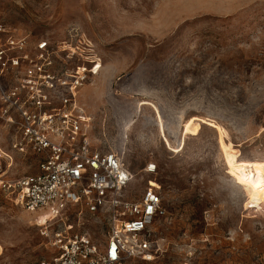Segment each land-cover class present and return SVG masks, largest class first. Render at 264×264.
Wrapping results in <instances>:
<instances>
[{
	"label": "rangeland",
	"instance_id": "obj_1",
	"mask_svg": "<svg viewBox=\"0 0 264 264\" xmlns=\"http://www.w3.org/2000/svg\"><path fill=\"white\" fill-rule=\"evenodd\" d=\"M0 29L3 43L82 39L98 55L78 95L89 137L133 173L126 200L152 180L167 211L141 264H264V0H0ZM13 139L0 121L7 177L35 174L38 158ZM44 215L0 191V264L56 254ZM67 222L107 245L104 215L70 208Z\"/></svg>",
	"mask_w": 264,
	"mask_h": 264
},
{
	"label": "built area",
	"instance_id": "obj_2",
	"mask_svg": "<svg viewBox=\"0 0 264 264\" xmlns=\"http://www.w3.org/2000/svg\"><path fill=\"white\" fill-rule=\"evenodd\" d=\"M82 43L0 41V121L13 131V150L38 158L35 174L15 179L0 163V191L28 212H45L40 234L56 254L30 264L152 262L159 252L152 228L167 215L160 188L151 180L140 198L126 200L133 173L122 156L93 145L78 95L101 63L96 53L84 55ZM73 60L80 64L69 67ZM156 170L146 168L150 175ZM70 208L106 217V246L73 231ZM53 225L59 228L52 232Z\"/></svg>",
	"mask_w": 264,
	"mask_h": 264
},
{
	"label": "snow or ice",
	"instance_id": "obj_3",
	"mask_svg": "<svg viewBox=\"0 0 264 264\" xmlns=\"http://www.w3.org/2000/svg\"><path fill=\"white\" fill-rule=\"evenodd\" d=\"M260 167H264V165H260ZM121 179H123V177H121ZM149 211H151V209H149Z\"/></svg>",
	"mask_w": 264,
	"mask_h": 264
},
{
	"label": "bare ground",
	"instance_id": "obj_4",
	"mask_svg": "<svg viewBox=\"0 0 264 264\" xmlns=\"http://www.w3.org/2000/svg\"><path fill=\"white\" fill-rule=\"evenodd\" d=\"M1 252H2V248L0 247V255H1Z\"/></svg>",
	"mask_w": 264,
	"mask_h": 264
}]
</instances>
